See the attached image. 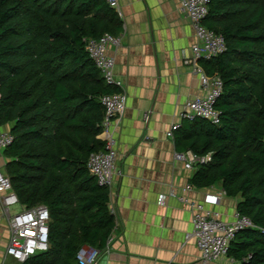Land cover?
Here are the masks:
<instances>
[{"label":"trees","instance_id":"1","mask_svg":"<svg viewBox=\"0 0 264 264\" xmlns=\"http://www.w3.org/2000/svg\"><path fill=\"white\" fill-rule=\"evenodd\" d=\"M204 25L226 49L201 65L223 82L217 124L184 120L179 152L211 156L192 184H220L252 228L239 232L228 257L264 264V0H210ZM123 21L106 0H0V126L12 124L6 175L23 209L46 205L49 249L24 264H79L85 247L103 251L116 227L111 193L89 168L105 151L106 84L87 40L120 36Z\"/></svg>","mask_w":264,"mask_h":264},{"label":"crops","instance_id":"2","mask_svg":"<svg viewBox=\"0 0 264 264\" xmlns=\"http://www.w3.org/2000/svg\"><path fill=\"white\" fill-rule=\"evenodd\" d=\"M123 21L119 47H110L115 77L127 94L123 118L113 125L117 171L110 189L116 217L114 241L96 264H201L192 231L194 206L223 192L220 184L197 188L195 168L176 158L174 138L167 133L182 124L188 100L203 96L200 76L187 62L198 40L180 0H119ZM148 114V118L145 115ZM13 125L0 126V133ZM101 140V133L98 136ZM8 160L0 150V171ZM165 196L164 205L159 204ZM187 199L184 202L181 199ZM240 200L221 196L214 208L232 221ZM10 227L0 198V264H22L6 256ZM229 257L214 264H227ZM24 264V263H23Z\"/></svg>","mask_w":264,"mask_h":264},{"label":"built area","instance_id":"3","mask_svg":"<svg viewBox=\"0 0 264 264\" xmlns=\"http://www.w3.org/2000/svg\"><path fill=\"white\" fill-rule=\"evenodd\" d=\"M109 5L121 15L119 0H106ZM210 0H180V11L188 17L195 30L198 42L193 45V58L187 63L193 71L200 76L204 95L185 103L182 113V120L195 121L198 118L209 120L217 124L220 120V112L216 109V103L222 93L223 82L218 76H209L201 65L202 60H210L223 53L226 49V42L222 35L208 29L204 20L208 14ZM121 17V16H120ZM120 36L104 34L96 39L87 40L86 49L90 58L101 72L107 85L115 87L119 92L104 95L101 102L105 109V116L102 125L101 137L105 142V151L93 153L88 161V168L91 174L96 177L100 186L110 188L117 171L118 154L115 149L113 137V125L120 121L127 108V94L122 81L114 74L115 58L109 54L110 47H119ZM1 98V95H0ZM148 118V114L145 115ZM181 124H175L168 131L167 135L174 138L175 132ZM14 141L11 132L0 133V150L7 149ZM177 160L183 162L187 169H193L197 163H207L211 156H199L187 151L177 152ZM208 195L204 203L194 208L197 210L193 215V228L186 234V240L194 239L201 252V264H214L218 260L228 257L232 241L236 235L246 228L254 227L253 222L247 216L238 211L232 221L222 219L221 213L208 205L216 206L221 196ZM0 198L4 214L10 227V238L6 256L20 263H26L37 254L49 249V223L50 212L46 205H38L31 209H22L19 213H12V208L20 205V201L14 192L9 177L0 171ZM188 202L187 199H181ZM165 196H161L159 204L164 205ZM114 241L113 234L108 239L103 251L85 246L78 255L79 264H96L103 252H108ZM2 264H9L7 259ZM227 264H238L230 259Z\"/></svg>","mask_w":264,"mask_h":264},{"label":"rangeland","instance_id":"4","mask_svg":"<svg viewBox=\"0 0 264 264\" xmlns=\"http://www.w3.org/2000/svg\"><path fill=\"white\" fill-rule=\"evenodd\" d=\"M3 173V171H1ZM23 208L21 207V205L15 206L12 208V213H19L21 212Z\"/></svg>","mask_w":264,"mask_h":264}]
</instances>
